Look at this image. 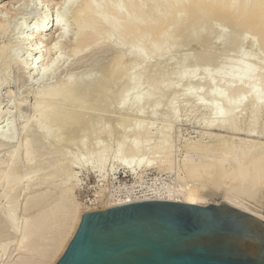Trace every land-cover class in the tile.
<instances>
[{
  "label": "bare ground",
  "instance_id": "6f19581e",
  "mask_svg": "<svg viewBox=\"0 0 264 264\" xmlns=\"http://www.w3.org/2000/svg\"><path fill=\"white\" fill-rule=\"evenodd\" d=\"M42 2H48L53 10L39 16ZM28 3L36 5L38 16L17 37V43L14 40L0 47L1 60L13 62L27 80L37 82L75 62L83 65L88 55L96 58L91 60L93 66L86 64L91 70L84 69L85 65L79 73L68 70L66 77L32 90L33 113L23 120L19 117V125L10 108L2 114L10 134L7 137L0 131V146L8 147L15 126L23 138L12 145L8 159L0 161V199H5L0 207V239L8 230L15 235L11 251L10 241L0 242V264H54L63 254L87 212L75 198L79 179L73 165L81 170L95 168L105 182L110 181L109 161H116L135 177L147 168L169 170L170 135L182 102L186 111L196 106L204 110L199 120L206 127L244 132L249 138H239L236 144L215 132L209 134L214 145L201 143V139L187 141V153L179 166L188 178L184 185L152 183L141 187L142 179L136 178L134 184L139 186L132 185L121 195L104 192L103 187L102 208L143 200L196 205L224 201L264 220V142L250 139L264 137V0ZM4 8L0 10V35L10 30L12 36ZM18 22L11 27L15 32L25 20ZM178 41L186 46L195 42L196 46L177 53L180 56H173L174 61L171 56L170 64L168 57L180 45ZM21 44L25 52L18 55ZM244 44L249 45L248 50H243ZM106 53L112 56L99 67L104 60L98 63V56ZM135 60L138 65H132ZM36 61H41L38 80L34 71L30 72ZM94 64L99 68L92 70ZM121 79L124 83L115 88ZM114 98L119 100L115 102L118 111H113L117 114L106 116V112L112 113L110 101ZM171 99L181 102L177 105L172 100L175 106ZM127 105L130 111L124 112ZM147 118L161 121L159 125L147 123ZM116 130L119 136L111 148L110 138ZM102 137L108 141L102 143ZM72 148L84 151L78 154ZM189 149L194 150V156L189 155ZM119 189L117 186L118 194ZM21 197L24 203H19Z\"/></svg>",
  "mask_w": 264,
  "mask_h": 264
},
{
  "label": "water",
  "instance_id": "95a60500",
  "mask_svg": "<svg viewBox=\"0 0 264 264\" xmlns=\"http://www.w3.org/2000/svg\"><path fill=\"white\" fill-rule=\"evenodd\" d=\"M55 264H264V220L224 201L88 211Z\"/></svg>",
  "mask_w": 264,
  "mask_h": 264
},
{
  "label": "rangeland",
  "instance_id": "374dc122",
  "mask_svg": "<svg viewBox=\"0 0 264 264\" xmlns=\"http://www.w3.org/2000/svg\"><path fill=\"white\" fill-rule=\"evenodd\" d=\"M16 1L17 0H15V1L14 0H0V6L2 5L4 7H6V11L8 10V13H6V15H5V12H2V13H4V19H5V21L7 20L6 22L10 26L11 33L13 31L15 32V30L13 28H11L12 25H13V27L15 26L14 25L15 22H17V21L23 22L25 20V23L23 24L22 28L16 29L15 33L14 32L12 34L10 33V35H12V36H9L10 30L7 31L6 34H3V36L0 35L1 36L0 37V44H1L0 47H2V45L7 44V42L10 44L14 40H15V42H13V43L14 44L17 43L16 42V41H18L17 37H19V36L21 37L25 33L27 28L33 23V21L38 16V15H36L37 14L36 10H34V8L36 6L35 4L29 5L28 0H18L19 2L18 1L16 2ZM53 1L54 2L55 1L58 2L59 0H53ZM12 2L13 3L15 2L14 5H13ZM9 3H11V4H9ZM3 4H5V5H3ZM10 5H11V8H13V9H10V7H9ZM18 5H20L19 7L21 8V10H20V8L18 9ZM4 7H2V8H4ZM2 8H0V10ZM7 8H9V9H7ZM47 9H48V11L50 10L49 12H51V10H53V9H51V5L48 2L47 3L46 2L40 3V5H39V12H40L39 16H42V14L44 15V13L46 12ZM3 11H5V8L3 9ZM19 11H22V14H20ZM16 12H18L19 14H17ZM15 13L17 14V16H16ZM23 14L28 16V17H26L27 19L24 18L25 16ZM12 16L13 17L16 16V17L13 19ZM10 18L13 19V20H11ZM22 19H24V20L22 21ZM20 22H18V23H20ZM16 38H17V40H16ZM181 41H178V42H181ZM182 43L183 42L179 43L180 47L178 45H177L178 47L177 46L175 47L176 50L174 49L175 51H173V53H171L170 57H168L169 58V61L167 60L168 63L171 61V59H170L171 56H172V59H173L172 61H174V59H175L174 57L177 58L178 56L181 55V53H184V51H186V52L191 51V49H193L194 46H196L195 42H191L187 46L182 44ZM218 44H219V41H216L214 43V46L216 47V45H217V47H218L219 46ZM23 47H25V46L22 45V44L17 46V49L19 51L18 55H21V54H23L25 52L24 50H22ZM242 48H243V50L244 49L248 50L247 48H249V45L248 44H244ZM182 50H184V51H182ZM177 53H179L180 55L177 54ZM233 53L236 54V52H233ZM110 55L112 56V54L106 53L102 57L98 56V63L100 62V60L101 61L104 60V62L102 61L103 64H102V62H100L99 64L97 63L99 65V67L102 66V65H105V62L107 60L106 57H110L111 58ZM45 56L46 55H44L43 57H45ZM23 58H24V56H23ZM94 58H96L95 55L94 56L88 55V58L86 57L84 59V61H86L87 63L85 62L83 65H81V64L79 65V62H77V63L75 62V63H73L75 68L73 67V65L70 66V67L66 66V67H64V69H62V71H64V72H62L60 70V71L56 72V74L53 77H51V76L46 77L45 76L43 78H40L39 80H38V78L41 75H40V72H39L40 70H38V69H39V65H40L41 61L39 63H37L39 61L38 60V61H36L35 67L33 68V70L30 71V72L34 71L33 72V76L35 77V79L38 80L37 82L36 81H31L32 79L27 80V78L24 75V73L22 71H19V69L16 68V66H15V64L13 62L6 63L4 60L0 59V69L2 70V71L0 70V81L2 82V80H3L5 82L4 84L2 82L1 85H0V115H1L0 116V131H3L4 133L6 132L7 137H9L8 134H10V133L6 131L7 130V128H6L7 125H6V120H5V116H4L7 113V111L9 110V108H10V110L13 111V114L15 116V118L14 117L12 118L13 120H15V119L17 120V119H19V117H22L21 120H23L24 118L28 117V115H30V113L31 114L33 113L32 106H30V105H32L33 102H34V96H33L32 92L34 91L35 88L38 89L39 87H41L43 85V83H46V82L55 83L57 81V79L60 80L61 78H64V76L67 75V71L68 70H69L68 73H71V71L73 73H79V72L82 71V68H84L85 66L86 67L84 69L88 68L89 65L93 66L90 63H91V60L94 59ZM72 62H74V61H72ZM134 62H135V65L136 64L138 65V63H139V61L135 60V61H133L132 65H134ZM167 62H166V65H167ZM171 62H170V64H171ZM88 63H89V65H88ZM76 64H77L78 67L80 66L79 70L76 67ZM170 64H168L167 66H169ZM91 66H89V67H91ZM96 66L97 65L94 64V67L92 68V70ZM4 67H6V69H7V71L4 70L6 73H4V71H3ZM73 69H74L75 72L73 71ZM86 70H91V68L86 69ZM123 78H124V80H126L125 79L126 77H123ZM122 80L123 79L119 80L118 81L119 84L117 83L114 87L115 88H117V87L119 88L121 83H124V81L122 82ZM24 83L27 84L28 87ZM33 84H34V86H33ZM30 85H31L32 88L30 87ZM28 90L30 92H28ZM8 91L13 94V95H11V97L9 96V92ZM117 98L113 99L114 102L110 101L112 105H110V104L109 105L113 106V107L110 108L112 113L110 114V112H108V114H107V112H106V114H105L106 116H110V115L113 116V115L117 114V113H115L116 111H118V107H119V105H118L119 103H115L117 101L119 102V100H116ZM178 98H180V97H177V98L175 97V99H178ZM172 100H174V99H171V102L175 106H176V104H175L176 102H178L177 105L181 102V100H178V101L174 100V101H176L174 103V101H172ZM24 103H26V104H24ZM20 104H21V106H20ZM182 104H184V102L180 103V106L179 105L177 106L178 107V111L180 110L179 114H178L179 122L177 120V122L173 123L174 126L172 127V131H171V135H170V139H171L170 144L172 145V147H170V155H171V164H170V166H171V168L173 167L172 169L168 168L169 170L166 169L165 171H159L157 168H154V167L147 168L146 170H144L143 172H141L139 174L140 176L135 177L136 175L131 174L128 171V169H124L122 166L118 165V163L116 161H109L108 164H107V169H109L108 171H109V176L110 177H108L109 178L108 180H110V181H106L105 182V181H102V180L99 179L100 177L98 176V172L95 170V168H92L91 166L86 167L85 169H82V170L79 169L75 165L72 166L73 172L76 173V177H77V179H79L78 180V186L75 187V198H76L77 201H79L82 204V207L84 209H86L87 212L88 211H94V210L103 209L102 208V203H103V196L102 195H103V192H101L103 187L105 188V189L103 188L104 192H109V193L112 192V194L115 193L116 195H121V193H123L126 189H130L132 187V185L139 186V184H134V182L137 180L136 178H138V179L141 178L142 179L143 184H141V187H146L148 185H151L152 183H156L159 186L162 185V184H170V185H174V186L181 185L182 186V183L184 185V182L187 181L188 178L185 176L184 171L180 168L181 167L180 165L182 164V161H183L182 159L184 158V156H186V153H187L186 152L187 151L186 144L188 143L187 141L192 142V141H197V140L199 141L201 139V141H202L201 143H205V142L207 143L208 142V143L212 144L214 142L213 141L214 138H213V135H209V134L210 133H215V132L216 133L220 132L223 136H225L226 139H231L234 142H236V144L238 143L237 141H240L241 138L242 139L244 137L245 138H249V137H246V134L244 132L236 133V132H232V131H229V130L228 131L227 130L219 131V129H217V128L206 127L205 123H202L199 120L200 116L203 113H205L202 108H200L199 106H196V107L186 111V110L183 109V107H182L183 105ZM128 105H130V103ZM128 105L123 110L124 112H125V110H127V111L129 110L130 111V106L131 105L130 106H128ZM113 111H115V112H113ZM2 114H4V115H2ZM147 119H146L147 123L151 122V121H154V123L158 124V125L160 124V121H161V120H157V119L154 120L152 118H147ZM17 121L15 123H17L16 125H19L20 119L17 120ZM243 123L247 124V122H243ZM17 127L18 126H15L14 131L11 133L13 135L12 136L10 135V138H9L10 141H9L8 147H7V145L4 146V147L0 146V158L3 159V160H0V161H2V162L4 160L6 161L8 159V157H9L8 153L12 152V145H14L16 142H18L17 140L21 141V139L23 138L22 135L18 134ZM203 129H204V131H203ZM200 132H202V133H200ZM205 132H208V133L206 134ZM117 133L118 132L116 130L115 133H114L116 135L114 136V134H112L113 137L111 136L112 139L110 138V140L112 142V143L110 142V146L112 144H114V145L111 146V148H115V146H116V140L115 139H118V136H119ZM11 137H12V139H11ZM103 139H105V143L108 141L107 137H102V143L104 142ZM250 139L252 141H257L258 140V141L264 142V137H259V138L250 137ZM88 141H90V138L88 139ZM10 145H11V147H10ZM89 145H90V143L86 144V146H89ZM212 145H214V143ZM72 149L74 151L76 148H72ZM82 149L83 148L79 149L81 151H79V150L77 151V149H76L75 152L78 153V154L82 153L84 151ZM210 151H211V149L208 150V153H207L208 155L210 154ZM193 152H194V150L189 149V155L191 154V156H194V154H192ZM207 154H205V156H207ZM117 186L120 188L118 190V191H120L119 194L116 193L117 192L116 191V187ZM108 188H110V189H108ZM19 203H24V199H22V197L19 199ZM4 204H5V199H3V198L0 199V207L1 208H2V206H4ZM0 219H3L2 209H0ZM12 232H13L12 230H8V234L4 238H2L3 240L0 239V242H4L6 240L10 241V243H9L10 251L13 250L14 245H15V241H14L15 240L14 239L15 235ZM10 234L12 235V237H11ZM11 238H13L14 240L11 239Z\"/></svg>",
  "mask_w": 264,
  "mask_h": 264
}]
</instances>
